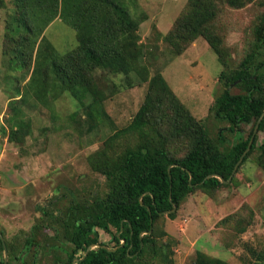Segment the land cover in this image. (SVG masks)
I'll list each match as a JSON object with an SVG mask.
<instances>
[{
	"label": "rangeland",
	"instance_id": "1",
	"mask_svg": "<svg viewBox=\"0 0 264 264\" xmlns=\"http://www.w3.org/2000/svg\"><path fill=\"white\" fill-rule=\"evenodd\" d=\"M116 1L137 21V44L148 77L161 73L192 116L204 121L209 135L215 139L221 133L226 146L232 145L237 134L214 116L212 106L224 90L220 73L236 68L255 43L264 0H248L239 8L225 0H210L214 16L207 27L220 40L222 59L203 36L182 43L178 54L166 42L164 36L190 0ZM13 9V0H0V234L17 254L27 238L36 241L41 248L33 264H67L66 253L72 245L63 238L56 217L76 202L106 195V178L92 171L88 157L129 124L144 101L147 82L131 70L93 71L97 95L102 94L100 104L108 116L104 122L96 111L87 114L90 95L82 96V105L68 92L38 98L34 90L38 82L28 83L35 51L19 39L5 37L6 19ZM19 34L28 35L24 30ZM45 36L59 54L77 44L74 30L60 19L47 27ZM260 60L264 61V48ZM230 92L238 93V89L232 86ZM17 126L26 130V137L11 138ZM251 127L242 124L239 136L246 138ZM160 128L167 132L166 123ZM255 135L260 145L264 133ZM134 140L129 134L120 135L113 149L121 151ZM173 143L171 150L184 155L188 143L183 139ZM257 154L237 170L228 186L191 193L174 219L164 215L157 223L168 234L163 239L169 241L174 264H192L197 251L228 264H254L249 249L264 252V171L255 164ZM98 232L100 242L113 245L108 234ZM54 243L61 249H52ZM17 256L10 260L7 254V264H32L31 256ZM148 259L149 264H162Z\"/></svg>",
	"mask_w": 264,
	"mask_h": 264
},
{
	"label": "trees",
	"instance_id": "2",
	"mask_svg": "<svg viewBox=\"0 0 264 264\" xmlns=\"http://www.w3.org/2000/svg\"><path fill=\"white\" fill-rule=\"evenodd\" d=\"M246 1L225 0L233 8L242 7ZM13 5V13L6 19L5 37L19 39L21 45L35 51L28 83L38 82L34 89L38 98L47 94L55 98L68 92L82 105V96L90 95L87 114L96 111L104 122L108 116L100 104L102 94L97 95L93 71L108 69L118 74L131 70L147 82L144 101L129 124L114 132L101 149L88 157L92 171L106 178V195L76 202L56 217L63 238L72 245L66 253L67 264H149L148 257L162 264H174L169 241L163 239L168 234L156 226L164 215L174 219L180 204L195 191L209 193L228 186L254 152H258L255 164L264 171V141L257 145L255 135L245 153L264 111V61L260 60L264 13L255 29L251 50L236 68L220 73L224 90L215 99L212 111L229 124V132L238 136L226 146L223 134L213 139L204 121L192 116L161 73L148 77L137 44V21L116 0H13ZM213 16L210 0H190L164 36L166 42L178 54L182 43L203 36L222 59L220 40L207 27ZM56 19L75 32L76 47L65 54H59L45 36V30ZM20 30L28 35L19 34ZM15 33L18 37L12 36ZM232 86L238 93L230 92ZM97 117L94 126L98 125ZM163 123L167 124V132L160 128ZM242 124H252L246 138L239 136ZM11 131L13 139L27 136L21 126ZM257 132L264 133V115ZM127 134L135 140L121 151H114L113 142ZM176 139L188 143L182 156L171 150ZM219 177L230 181L223 182ZM99 230L110 236L112 246L100 242ZM3 243L10 260L17 255L31 256L32 264L41 248L27 238L17 254L14 245L0 237L1 252ZM50 247L61 249L56 243ZM249 252L254 264H264V252L253 248ZM192 264L228 263L197 251Z\"/></svg>",
	"mask_w": 264,
	"mask_h": 264
},
{
	"label": "water",
	"instance_id": "3",
	"mask_svg": "<svg viewBox=\"0 0 264 264\" xmlns=\"http://www.w3.org/2000/svg\"><path fill=\"white\" fill-rule=\"evenodd\" d=\"M263 115H264V111H263L262 115L259 117V119L257 120V122H256V124H255V126H254L253 133H252V136H251V138H250V141H249V143H248V147H247V150L245 151V153L249 150V148H250V146H251V144H252L253 138H254L255 134L257 133V131H258L259 122H260V120L262 119V116H263ZM245 153H244L243 155H245ZM242 158H243V156H241L239 162L242 160ZM239 162L237 163V165L239 164ZM237 165L235 166V169H236ZM235 169H234V171H233V173H232V176H233V174H234V172H235ZM210 176H211V175H209V176H207V177H210ZM232 176H231V177H232ZM219 178H220V177H219ZM220 180L223 181L222 178H220ZM228 181H230V179H229ZM228 181H223V182H228ZM174 210H175V207H173L172 211H174ZM0 237H1V240L3 241L1 234H0ZM3 246H4V262H3V264H7V252H6V249H5V245H4V243H3ZM88 250H89V248L87 249V251H88ZM74 261H75V260H74ZM73 263H74V262H73Z\"/></svg>",
	"mask_w": 264,
	"mask_h": 264
},
{
	"label": "flooded vegetation",
	"instance_id": "4",
	"mask_svg": "<svg viewBox=\"0 0 264 264\" xmlns=\"http://www.w3.org/2000/svg\"><path fill=\"white\" fill-rule=\"evenodd\" d=\"M77 260V259H76Z\"/></svg>",
	"mask_w": 264,
	"mask_h": 264
}]
</instances>
